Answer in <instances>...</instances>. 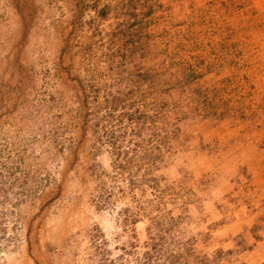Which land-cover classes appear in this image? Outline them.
<instances>
[{
	"label": "rangeland",
	"instance_id": "1",
	"mask_svg": "<svg viewBox=\"0 0 264 264\" xmlns=\"http://www.w3.org/2000/svg\"><path fill=\"white\" fill-rule=\"evenodd\" d=\"M0 264H264V0H0Z\"/></svg>",
	"mask_w": 264,
	"mask_h": 264
}]
</instances>
